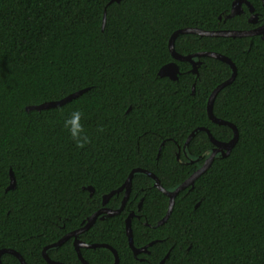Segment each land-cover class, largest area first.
<instances>
[{"label":"trees","instance_id":"1","mask_svg":"<svg viewBox=\"0 0 264 264\" xmlns=\"http://www.w3.org/2000/svg\"><path fill=\"white\" fill-rule=\"evenodd\" d=\"M109 1L0 0V249L18 251L26 264H50L42 248L80 227L132 168L153 172L166 189L178 186L213 146L197 130L185 146L193 159L185 160L182 147L193 129L204 126L220 141L233 135L206 112L211 90L230 76L229 65L200 56L196 75L167 46L179 28H245L244 15L225 17L233 0ZM248 1L264 18L262 0ZM174 48L182 55L216 51L235 64L234 79L212 105L215 116L236 125L235 145L177 193L164 222L158 224L168 197L151 177L135 172L123 209L99 215L77 238L110 245L117 264H158L167 252L163 264H264V40L185 32ZM169 61L179 67L176 79L157 73ZM83 88L61 105L25 108ZM75 109L84 113L91 140L83 148L62 126ZM9 168L15 184L7 189ZM123 194H112L104 206L117 208ZM131 211L133 245L152 241L135 256L125 233ZM72 241L47 255L82 264ZM80 252L89 264L114 260L103 246ZM0 260L21 264L6 252Z\"/></svg>","mask_w":264,"mask_h":264},{"label":"water","instance_id":"2","mask_svg":"<svg viewBox=\"0 0 264 264\" xmlns=\"http://www.w3.org/2000/svg\"><path fill=\"white\" fill-rule=\"evenodd\" d=\"M112 1H119V0H110L109 2H112ZM242 1L243 0H233L231 3L230 12L228 14H226V16L229 17V16H232V15L238 13ZM263 2H264V0H263ZM104 20H105V13L103 14L102 25L104 24ZM185 32L196 33L199 35L223 36V37H227V36H229V37H241V36H251V35H255V34H260L262 39H264V28H263V26H259V27H256L253 29H247V30L246 29L245 30L244 29H210V30H208V29H201L198 27H184V28H179V29L173 31L171 33L169 39H168L167 46H168V50H169L172 58L177 60V61H188L191 65L190 71L192 73H195L196 75L198 74L197 68L199 65V60L196 58L200 57V56L214 57V58H217V59L225 62L226 64H228L230 66V68L232 70L230 76L228 78H226L225 80H223L222 82H220L219 84H217L211 90V92L207 98V102H206V112H207L208 117L211 119V121H213L217 124H224V125L231 127V129L233 131L232 137L228 141H220V140L214 138L213 135L210 133V131L204 126H199L195 129H193L188 134V136L186 137V140H185L183 147H182L183 149H185V146L189 142L190 138L193 136V134L197 130H203L207 133V136L209 137L210 141L213 144V148H212L209 156L204 159L203 163L198 168H196L187 178H185L178 186H176L174 189H171V190L164 188L161 185L157 176L153 172L148 171L144 168H140V167L132 168L129 171L125 181L122 183L121 186L117 187L116 189L109 191L108 193H106L102 196L103 206L100 207L99 209H97L96 211H94L89 217H87V219L84 221V223L80 227L65 233L57 241L52 242L48 245H45L42 248V250H41L42 256L48 263H50V264H65V263L51 259L47 255V249H49L51 247H56V246L60 245L62 242H64L65 240H67L68 238L72 237L73 238L72 243H73L74 249L77 253V257L82 262V264H89V263L82 257L81 252H80V248L81 247L95 248L97 246L98 247L103 246V247L110 249L111 252L113 253V256H114V260H113L112 264H117L118 263V256H117V253L113 247H111L110 245H108L106 243H84L77 238V235L79 233L83 232L84 230H86L87 228H89L94 223V221L96 220V218L99 215L101 218H103L104 216H111V215L118 214L123 209L125 202H126L128 196H129V193H130L131 178H132L133 174L135 172H143V173L147 174L149 177H151L153 179L154 186L157 187L162 193H164L168 197L167 210H166L164 216L158 221V224H160V223L164 222L167 219V217L169 216V214L172 210L173 204H174L175 196L177 195V193L180 190H183L184 188L188 187L189 185L192 186L194 180L210 166L215 155L220 153L223 156H227L229 154V152L231 151L232 147L235 145V143L238 139V131H237L236 125L230 121H227V120H224V119H221V118L215 116L213 114V111H212L213 101H214L215 96L218 93V91L222 87L231 83V81L235 77V74H236L235 64L233 63V61L228 56H226L222 53L216 52V51H211V50H202V51H197V52L189 53V54H185V55L178 53L174 48V40L178 34L185 33ZM157 73L160 76H168L171 79H176L177 74L179 73V67L175 61H169V62L163 64L159 68ZM84 90H86V89L83 88V89L77 90V91L70 93V94L66 95L65 97L58 99V100L44 101L42 103L35 104V105H27L25 108H26V110H28V109L40 110L42 108L58 106V105L65 103L66 101L76 97L77 95H79ZM192 91H194V83L192 84ZM8 174H9V184L6 187L7 189L13 188L14 184H15L13 172L10 168H9ZM87 189L90 191V194L93 192V188L91 186H87ZM122 190H124V194H123V197L121 199V203L117 208L112 209V208L104 206V204L107 202V200L109 199V197L112 194L118 193L119 191H122ZM133 215H134V212L131 211L128 213V215L125 218V233L127 236L128 244H129V246L133 252V255L135 256L139 252L148 251L147 247L152 244V241L149 242L148 244L142 246V247H135L133 245L132 231H131V218ZM5 252L15 255L21 264H26L23 257L21 256V254L18 251L14 250L12 248H7V247L0 249V255L2 253H5ZM167 256H168V252L161 258V260L159 261L158 264H163L164 260L166 259ZM0 264H2L1 260H0Z\"/></svg>","mask_w":264,"mask_h":264},{"label":"clouds","instance_id":"3","mask_svg":"<svg viewBox=\"0 0 264 264\" xmlns=\"http://www.w3.org/2000/svg\"><path fill=\"white\" fill-rule=\"evenodd\" d=\"M84 113L80 109L71 112V118H65L62 121L63 129L67 132L69 138L75 143L77 148H83L91 142L86 132L84 124L81 122ZM98 131H103L99 128Z\"/></svg>","mask_w":264,"mask_h":264},{"label":"flooded vegetation","instance_id":"4","mask_svg":"<svg viewBox=\"0 0 264 264\" xmlns=\"http://www.w3.org/2000/svg\"><path fill=\"white\" fill-rule=\"evenodd\" d=\"M262 4L264 5L263 0H262ZM230 8H231V6H230ZM229 12H230V9H229L228 13ZM228 13H226V14H228ZM239 14H242V15L245 16V19H246V22H247V26L245 28H225V29H244V30L246 29L247 30V29H253V28H256V27H259V26H263V28H264V18L260 17V13L255 10V8L252 6V4L248 0H243L241 2L240 8H239V12L234 14V15H239ZM234 15H232V16H234ZM232 16H229V17H232ZM225 17L228 18V16H225ZM255 35H259L261 37L260 34H255ZM251 36H253V35H251ZM231 72H232V70H231ZM212 148H213V146H212ZM212 148L209 151L206 152V154H205L206 157L205 158H207L209 156V154L211 153ZM182 151H183V158H185V160L191 161L193 159V156L188 154L185 149L182 148ZM176 158L180 159L178 152L176 153ZM182 160L183 159H181V161Z\"/></svg>","mask_w":264,"mask_h":264}]
</instances>
